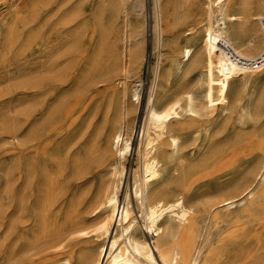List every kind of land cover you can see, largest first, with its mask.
Here are the masks:
<instances>
[{"label": "rangeland", "instance_id": "1", "mask_svg": "<svg viewBox=\"0 0 264 264\" xmlns=\"http://www.w3.org/2000/svg\"><path fill=\"white\" fill-rule=\"evenodd\" d=\"M186 1H159L165 16L159 35L156 0H0V264H67L75 245L66 248L67 241L61 246L54 239L74 196L46 218L50 242L40 238L44 220L37 207L44 199V175L63 163L66 179H71L74 159L97 141L112 155L116 150L109 137L118 126L127 130L123 133L131 144L126 159L118 156L123 172L119 201L121 206L130 201L135 222L147 233L135 178L141 170L148 106L152 97L160 106L182 98L185 105L188 96L193 97L194 113L182 111L169 132L180 137L173 163L192 168L194 175L178 186L171 164L156 187H165L169 200L184 197L195 210L183 227L202 232L201 264H264V71L225 80L221 92L215 61L202 48L208 23L205 0H188L194 6L189 13L173 11L172 5ZM215 1L226 4L225 14L242 17L227 23L236 49H255L249 57L258 55L264 43L256 49L257 43L249 47L247 42L256 35L264 39L260 21L253 18L264 16V0ZM186 49L192 54L189 62L182 60ZM168 148L158 145L159 152L171 154ZM100 180L96 173L97 185ZM241 181L251 185L252 196L231 193ZM229 197H235L232 205L210 210V203ZM118 220L104 239L108 251L102 264L114 240L124 244ZM146 238L153 246L152 236Z\"/></svg>", "mask_w": 264, "mask_h": 264}, {"label": "bare ground", "instance_id": "2", "mask_svg": "<svg viewBox=\"0 0 264 264\" xmlns=\"http://www.w3.org/2000/svg\"><path fill=\"white\" fill-rule=\"evenodd\" d=\"M159 1L160 0H156L154 26L157 28L159 32L158 34L160 35L164 15ZM178 3L179 2H177L176 5H172V9L175 13H189L194 8L188 0L182 4ZM225 5L217 4L215 0H205L204 10L208 23L204 30L202 40L204 54L215 61L214 74L220 80L219 88L221 92L223 91L225 80H230L232 77H246L247 75L264 71V69L253 71L242 67L232 60L229 57L228 52L224 49V47H231L238 56L244 59H253L264 51L263 48L258 55L249 57L250 54L248 52H245L243 53L244 55H242V53L236 49L233 45L234 41L230 39L229 34L227 33V23L234 24L240 22L242 17L225 14ZM253 18L255 21H260L264 35V29L262 26L264 16L261 15V13H258V15L253 16ZM255 43H257L259 47H262L264 39L262 41L260 36L256 35L255 38L247 42V45L251 47L255 45ZM191 57V50L186 49L182 55V60L183 62H189ZM182 99L160 106L156 103L155 98L152 97L148 106L146 123L143 129L139 149V154L141 156V170L139 176L135 178V197L138 203L139 212L144 219L147 233L142 232L138 223L135 222L136 218L134 217V212L129 206L130 201L124 203L123 206H121L119 201V182L123 172L120 168L121 161L118 156L126 159L131 148L127 132L126 136L125 133H123L124 130L122 131L124 128L118 126L114 133L111 132L112 135L109 137L111 148L114 150L115 146L116 150L112 155H110V152L112 151L102 150L100 141H97L93 149H90L86 153L85 151L84 153L82 152L84 155L78 154L72 162L73 170L71 179H66L65 164L63 163H60L61 165L58 164L57 171H49L45 173L41 187L44 199L37 207V213L44 220V234L40 238L50 242L49 240L50 237H52V234L47 230L48 222L45 223L46 218L50 217V213L62 205L67 197L74 196V200H70L72 202H70L71 205L66 213L63 226L59 229L57 235L54 233L57 236L54 240L58 245H61L66 241L68 242L66 248L75 245L68 254L67 264H102V257H105L108 251L104 239L110 233L112 222L115 220V217H119L118 221L119 226L121 227V238H124L125 240L122 246L117 240L112 242L106 264H159L158 258L163 264H201L203 249L199 247V242L202 237V232L196 230L192 225L188 226V228L183 227L187 223L189 224L191 219H193L195 210L192 206L186 204L184 197L175 196L172 200H169L165 187H156L157 180L161 178L162 172L169 169L168 165L172 164L170 167L171 170L178 173L177 176L172 175V180L176 181L175 183L181 187L186 183L187 178L190 177L193 172V170H191L192 168L186 170L184 166L178 163H173L176 161V155L180 150V137L172 136L170 134L169 125L175 118H178L182 111L194 113L193 97H184L185 105L182 104ZM202 109L205 111L206 107L203 106ZM183 116L184 114L182 117ZM190 116L192 115L190 114ZM40 122L41 121H39V123ZM49 122L51 123V121ZM43 124L44 120L43 123L41 122V125ZM129 125H132V123ZM34 130L36 129L34 128ZM150 131H153V134ZM33 132L35 133V131ZM31 137L29 136V138ZM167 139L170 140L168 141ZM161 142L169 147L168 149H171V154L166 150L163 152L158 151V145H160ZM84 149L86 150V148ZM59 153L61 154L60 150ZM75 154L73 156H76ZM209 159L211 160V158ZM161 162H164L165 167H159ZM233 163V160L229 161L228 166L233 165ZM52 166L55 167L56 164ZM47 169L48 168L46 167V170ZM96 173L101 176L98 185L95 181ZM30 176L31 175H28V179H30ZM260 178L264 179V168L260 174ZM72 179H75L73 183H71V185L68 184ZM28 183H30V181H28ZM14 185L16 184L14 183ZM250 186L251 185L242 183L240 186L232 189L231 193L242 197H245L248 194L252 196L253 193L249 190ZM69 188H71V191ZM24 198L25 197H23V199ZM234 198L235 197L217 199L210 203L209 208L213 212H216L220 208L232 205ZM170 214L172 215L170 216ZM166 217H170L169 220L166 219ZM176 218L177 221H175ZM216 231L217 230H215V232ZM146 234L152 236L153 246L148 242ZM204 247L206 246L204 245ZM239 249L242 250V247ZM11 255L13 256V253ZM76 255H78V259H76ZM230 255L232 254L230 253ZM244 261L242 260V262Z\"/></svg>", "mask_w": 264, "mask_h": 264}, {"label": "built area", "instance_id": "3", "mask_svg": "<svg viewBox=\"0 0 264 264\" xmlns=\"http://www.w3.org/2000/svg\"><path fill=\"white\" fill-rule=\"evenodd\" d=\"M262 26L264 29V19L262 20ZM224 49L228 52L229 57L242 67L253 71H260L264 69V51L253 59H244L238 56V54L231 47H224Z\"/></svg>", "mask_w": 264, "mask_h": 264}, {"label": "crops", "instance_id": "4", "mask_svg": "<svg viewBox=\"0 0 264 264\" xmlns=\"http://www.w3.org/2000/svg\"><path fill=\"white\" fill-rule=\"evenodd\" d=\"M237 44H241V43L237 42ZM258 48H259V46L256 47V49H258ZM246 49H247L246 47H245V48H242V49H241V52H242V51L248 52V53L250 54V56H251V55H255V49H252V50H249V51H247ZM239 51H240V50H239ZM242 55H244V54L242 53Z\"/></svg>", "mask_w": 264, "mask_h": 264}]
</instances>
